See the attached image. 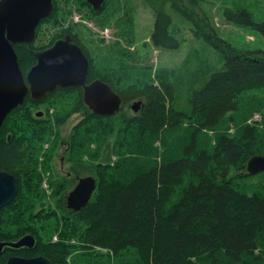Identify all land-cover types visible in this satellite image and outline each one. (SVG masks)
<instances>
[{
	"label": "trees",
	"instance_id": "trees-1",
	"mask_svg": "<svg viewBox=\"0 0 264 264\" xmlns=\"http://www.w3.org/2000/svg\"><path fill=\"white\" fill-rule=\"evenodd\" d=\"M80 1L94 16L101 15L109 4L106 0L102 10L95 12L87 0ZM143 2L155 14L149 40L156 49L181 48V42L171 32L173 18L166 11L170 4L194 22L196 29L192 31L197 39H203L221 54L223 67L204 58L196 64L184 60L178 68L160 67L155 84L152 66H145L150 77L147 83L139 77L140 70L135 77L122 67L106 74L90 66L89 82L101 80L108 84L120 95L123 105L141 101L137 113L127 112L122 106L114 116L95 115L84 102L82 88L59 89L54 94L61 97V106L66 107L69 117L86 114L77 129L90 126L93 121L116 120L117 130L108 143L92 152L86 162L74 159L71 170L78 180L92 176L97 181L92 199L80 211L70 210L64 196L55 208L47 207L45 200L39 207V201L36 207L31 205L38 198L36 189L40 185L37 176L31 175L35 171L34 155L59 134L57 128L47 126L49 121L52 124L48 109L43 119L35 117L37 108L14 110L0 127V169L19 180V193L13 204L0 210V242L14 243L31 235L36 245L33 249L4 248L0 264H6L13 256H44L52 264H263L264 199L240 197L235 183L226 180L230 168L237 167L242 175L253 177L247 173V164L255 156H264L255 147L261 131L250 126L245 130L244 143L238 137L222 138L211 152L201 150L197 135L219 127L227 118L236 121L232 113L239 111L240 99L250 92L264 93V50H237L212 26L198 23V17L191 15L181 0ZM224 19L250 27L264 37V22L254 21L246 10L227 9ZM66 32L70 33L64 31L61 38ZM76 42L82 46L78 38ZM45 48L16 45L24 75L35 62L29 51ZM259 97L264 100V96ZM25 104L38 103L28 95ZM187 127L192 129L191 142L177 153L176 159L169 160L170 156L163 154L159 162L160 149L155 144L160 137ZM125 148L131 157L148 153L151 165L142 161L141 168L135 162L126 165ZM187 171L192 180L172 205L175 188L189 179L184 178ZM236 202L238 206L227 208ZM226 211L241 215V227L228 228L223 219ZM252 214L259 218L252 219ZM49 228L51 232L47 231ZM53 233H58L56 241ZM103 249L106 254L101 252Z\"/></svg>",
	"mask_w": 264,
	"mask_h": 264
},
{
	"label": "rangeland",
	"instance_id": "rangeland-1",
	"mask_svg": "<svg viewBox=\"0 0 264 264\" xmlns=\"http://www.w3.org/2000/svg\"><path fill=\"white\" fill-rule=\"evenodd\" d=\"M181 1L191 15L198 17V23L212 26L219 37L237 50L242 52L264 50V37L259 32L237 22L229 23L224 19V12L227 9L234 12L246 10L254 21L264 22V0ZM166 11L173 18L171 32L181 42L179 50H158L151 44L149 39L154 30L155 14L144 4L143 0H109L106 10L97 16L85 8L80 0H54L52 16L48 18L45 25L38 27L40 36L36 47H48L53 40L61 37V33L70 31L68 34H74L89 54L87 57L92 60L90 66L95 71H104L108 74L107 72L110 70L122 67L131 71L136 77L140 70L142 75L139 77L143 79L144 83L150 80L149 75L145 73V66L153 67L151 78L155 84H158L156 73L160 67L178 68L184 60H188L190 64H196L200 58H204L216 67L218 65L222 68L221 54L203 39H197L194 36L192 31V29H196L194 22L172 9L170 4L166 5ZM136 51H139L138 55L135 54ZM57 92L49 95H54ZM259 96H264V93L250 92L245 99H240L239 111L232 113L236 121L227 118L221 122L219 127L198 133L197 136L202 145L200 147H203L201 150L213 151L215 147L219 146L222 138L238 137L241 143H244L246 141L245 130L252 126L261 131V138L257 140L255 147L264 153V100ZM46 98L45 102H37L38 104L34 106L25 104L20 107L23 109L41 108L46 111L48 109L52 124L49 121L47 126L58 129V137H54L51 143L44 145L39 154L34 155L36 162L34 161L32 170L35 169V171L31 173V175L37 176L40 181V185L36 189L38 198H35L31 205L36 207L39 201V207L40 203L45 200L47 207L55 208L63 196L67 202V197L78 183V176L71 170L75 163L74 159L88 161L92 152L97 151L100 146L102 147L113 138V132L115 133L117 126L114 127L116 120L108 123L93 121L90 126L77 129L86 118V114L78 113L69 117L66 107L61 106V97L54 95L48 100ZM136 102L127 101L125 105L122 104L123 109L131 112L132 106ZM41 109L37 110V113L43 111ZM132 112L134 111L132 110ZM36 114L34 115L38 118ZM58 122L60 126L57 125ZM165 136L160 137L161 140L155 144V147L160 149L157 157L159 162H161L163 154L170 156L169 160L176 159L177 153L191 142L192 129L187 127L175 132H167ZM124 152L126 165L135 162L136 167L141 168L140 161L149 163L148 166L151 165L148 153L143 156L131 157L126 148ZM118 158L114 157L115 160ZM240 171L242 170L239 167L230 168L226 179L227 183H235L239 196L264 199V174L246 177ZM190 176L191 173L187 171L184 178ZM74 179V184H72ZM191 180L192 178H189L183 181L180 187L175 188L176 193L170 202L172 205L179 200L183 189L188 186ZM40 191L42 194H39ZM235 205L238 206L237 202L227 208L232 209ZM239 206L241 209L245 207L242 203H239ZM249 213L252 212L249 210ZM240 218V214H230L227 211L226 216L223 217L224 222L227 221L228 228L241 227ZM256 218L259 216L254 217L252 214V219ZM47 231L51 232V228ZM53 234V240L56 241L58 233ZM101 252L106 254L107 250L103 249Z\"/></svg>",
	"mask_w": 264,
	"mask_h": 264
},
{
	"label": "water",
	"instance_id": "water-1",
	"mask_svg": "<svg viewBox=\"0 0 264 264\" xmlns=\"http://www.w3.org/2000/svg\"><path fill=\"white\" fill-rule=\"evenodd\" d=\"M106 0H87L95 12H100ZM54 10V0H0V127L18 107L24 106L28 95L42 102L58 89L82 88L84 102L95 115L114 116L119 113L123 100L108 84L101 80L89 82L90 60L71 36L58 40L49 49L35 53V65L25 77L15 50L16 45L34 43L41 22ZM142 102L132 106L139 112ZM43 112L37 113L42 117ZM247 172L256 175L264 172V156L253 157ZM97 189L94 177H84L67 197V207L80 211L88 205ZM19 192V180L0 169V210L9 206ZM34 236L28 235L18 242H0V257L4 248L33 249ZM6 264H52L44 256L36 258L10 257Z\"/></svg>",
	"mask_w": 264,
	"mask_h": 264
},
{
	"label": "flooded vegetation",
	"instance_id": "flooded-vegetation-1",
	"mask_svg": "<svg viewBox=\"0 0 264 264\" xmlns=\"http://www.w3.org/2000/svg\"><path fill=\"white\" fill-rule=\"evenodd\" d=\"M67 36H71V38H72V42L73 43H75V44H77L78 46H80L77 42H76V39H77V37L74 35V34H72V35H70V34H68L67 32L62 36V38L61 37H59L57 40L55 39V40H53V42H52V44H50L48 47H46L45 49H42V50H38V49H36V50H30L29 51V55L30 56H32V58H34V60H35V62L32 64V66L30 67V69L29 70H27V71H24L25 72V77L27 76V74L30 72V70L35 66V65H37V60H36V58H35V56H34V54L35 53H38V52H42V51H45V50H47V49H49L50 47H52L54 44H55V42L56 41H58V40H64ZM37 40H38V38H37V32H36V37H35V41H34V43L33 44H35V46H36V42H37ZM81 48H82V46H80ZM15 48H16V46H15ZM82 50H83V48H82ZM84 51V50H83ZM85 53V52H84ZM19 58V57H18ZM19 65H20V61H19ZM22 69V68H21ZM57 92V91H56ZM32 99V98H31ZM34 101V100H33ZM34 102H37V101H34ZM39 109H41V108H38L37 110H39ZM35 111V114L38 112V111ZM41 110H43V109H41ZM40 112H43L44 114H43V116L42 117H38L39 119H43V118H45L46 117V110H43V111H40ZM39 112V113H40ZM36 116H37V114H36Z\"/></svg>",
	"mask_w": 264,
	"mask_h": 264
},
{
	"label": "bare ground",
	"instance_id": "bare-ground-1",
	"mask_svg": "<svg viewBox=\"0 0 264 264\" xmlns=\"http://www.w3.org/2000/svg\"><path fill=\"white\" fill-rule=\"evenodd\" d=\"M262 173H264V172H262ZM249 174V173H248ZM259 174H261V173H259ZM256 175H258V174H256ZM254 176V175H253Z\"/></svg>",
	"mask_w": 264,
	"mask_h": 264
}]
</instances>
